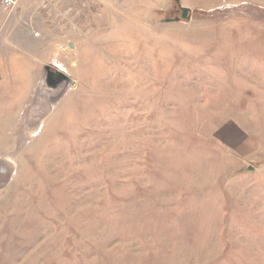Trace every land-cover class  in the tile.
Returning <instances> with one entry per match:
<instances>
[{
	"label": "rangeland",
	"instance_id": "1",
	"mask_svg": "<svg viewBox=\"0 0 264 264\" xmlns=\"http://www.w3.org/2000/svg\"><path fill=\"white\" fill-rule=\"evenodd\" d=\"M180 5L0 6V264H264V0Z\"/></svg>",
	"mask_w": 264,
	"mask_h": 264
},
{
	"label": "water",
	"instance_id": "2",
	"mask_svg": "<svg viewBox=\"0 0 264 264\" xmlns=\"http://www.w3.org/2000/svg\"><path fill=\"white\" fill-rule=\"evenodd\" d=\"M176 4L179 7L181 12V17L171 20L172 22H179L181 20H189L191 18V10L189 8H183L180 5V0H176ZM45 83L50 88H58L61 85L64 86L65 84L70 83V78H68L65 74L61 73L60 71L52 72L50 67H45Z\"/></svg>",
	"mask_w": 264,
	"mask_h": 264
},
{
	"label": "built area",
	"instance_id": "3",
	"mask_svg": "<svg viewBox=\"0 0 264 264\" xmlns=\"http://www.w3.org/2000/svg\"><path fill=\"white\" fill-rule=\"evenodd\" d=\"M19 1L20 0H0V6L7 11H13L19 4Z\"/></svg>",
	"mask_w": 264,
	"mask_h": 264
},
{
	"label": "crops",
	"instance_id": "4",
	"mask_svg": "<svg viewBox=\"0 0 264 264\" xmlns=\"http://www.w3.org/2000/svg\"><path fill=\"white\" fill-rule=\"evenodd\" d=\"M207 1H210V0H206V2H207Z\"/></svg>",
	"mask_w": 264,
	"mask_h": 264
},
{
	"label": "flooded vegetation",
	"instance_id": "5",
	"mask_svg": "<svg viewBox=\"0 0 264 264\" xmlns=\"http://www.w3.org/2000/svg\"><path fill=\"white\" fill-rule=\"evenodd\" d=\"M180 11V10H179Z\"/></svg>",
	"mask_w": 264,
	"mask_h": 264
}]
</instances>
